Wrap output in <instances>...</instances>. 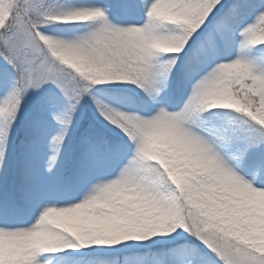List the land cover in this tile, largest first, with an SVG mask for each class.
Returning a JSON list of instances; mask_svg holds the SVG:
<instances>
[{"label":"snow or ice","instance_id":"obj_1","mask_svg":"<svg viewBox=\"0 0 264 264\" xmlns=\"http://www.w3.org/2000/svg\"><path fill=\"white\" fill-rule=\"evenodd\" d=\"M0 264H264V0H0Z\"/></svg>","mask_w":264,"mask_h":264}]
</instances>
